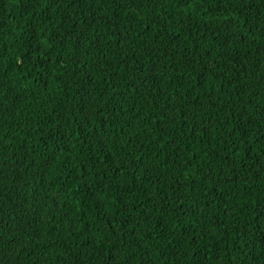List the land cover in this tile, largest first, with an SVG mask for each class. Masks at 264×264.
<instances>
[{
	"label": "trees",
	"instance_id": "16d2710c",
	"mask_svg": "<svg viewBox=\"0 0 264 264\" xmlns=\"http://www.w3.org/2000/svg\"><path fill=\"white\" fill-rule=\"evenodd\" d=\"M0 264H264V0H0Z\"/></svg>",
	"mask_w": 264,
	"mask_h": 264
},
{
	"label": "clouds",
	"instance_id": "9594fccd",
	"mask_svg": "<svg viewBox=\"0 0 264 264\" xmlns=\"http://www.w3.org/2000/svg\"><path fill=\"white\" fill-rule=\"evenodd\" d=\"M189 7H191V5H189Z\"/></svg>",
	"mask_w": 264,
	"mask_h": 264
}]
</instances>
